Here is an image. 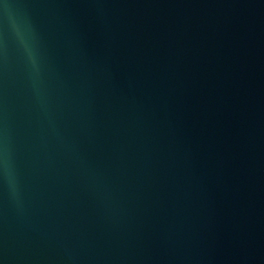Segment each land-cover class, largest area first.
I'll return each mask as SVG.
<instances>
[{
  "label": "water",
  "instance_id": "obj_1",
  "mask_svg": "<svg viewBox=\"0 0 264 264\" xmlns=\"http://www.w3.org/2000/svg\"><path fill=\"white\" fill-rule=\"evenodd\" d=\"M0 264H264V0H0Z\"/></svg>",
  "mask_w": 264,
  "mask_h": 264
}]
</instances>
